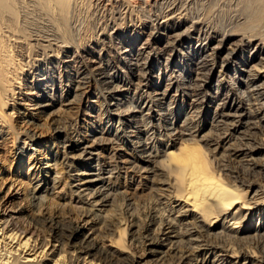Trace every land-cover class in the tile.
<instances>
[{"label": "bare ground", "instance_id": "6f19581e", "mask_svg": "<svg viewBox=\"0 0 264 264\" xmlns=\"http://www.w3.org/2000/svg\"><path fill=\"white\" fill-rule=\"evenodd\" d=\"M75 82L86 86L80 94ZM22 88L50 116L80 104L100 120L87 110L97 95L119 120L115 132L101 122L85 136L68 116L56 128L79 152L94 199L79 195L90 209L78 217L102 224L110 245L85 235L67 253L0 220V264H131L126 244L156 255L170 246L164 264L202 255L213 258L206 264H264V0H0V129ZM220 150L248 171L214 168ZM143 193L152 197L140 205ZM61 219L42 223L59 238L84 236ZM128 221L136 231L126 243Z\"/></svg>", "mask_w": 264, "mask_h": 264}, {"label": "rangeland", "instance_id": "374dc122", "mask_svg": "<svg viewBox=\"0 0 264 264\" xmlns=\"http://www.w3.org/2000/svg\"><path fill=\"white\" fill-rule=\"evenodd\" d=\"M145 38H147V36L144 34L135 44H139L141 40ZM165 57L166 56L160 58L158 63L160 68L162 67L163 69L166 63ZM160 73L161 71L157 68L156 75H160ZM74 81L79 80L75 78ZM93 83L95 86L97 82L94 81ZM67 84L69 83L63 82V85ZM81 84V82L74 83L73 91L75 93L80 94L82 92L80 89L86 87L84 85L81 86ZM65 90L66 89L63 90L64 95L66 94ZM16 93L15 102H12L10 104L12 106L5 109L7 115L12 116H9L7 119L6 127L3 130L0 129V220L2 223H8L10 230L18 229L24 231L29 237L38 238L39 242H41V240H49L52 246L63 244V249L67 253H72L76 247H79V244L85 240V235L88 236V240H90L92 244L101 248L109 247L110 237H107L104 233L102 224L93 220L92 217H78V213H83L84 209L89 207L81 202L79 195H81V197L86 196L87 200L90 202H93L94 199L89 196L87 179L79 175L80 173L78 170L81 169V160L78 157L79 152L70 148L71 140L68 139V141L65 142L66 133L59 134L56 128L59 125L58 119L68 116L66 119L74 120L75 124L81 129H79L80 132L85 136L86 134H91L86 133L87 130L98 127L101 122L106 126L112 125V130L115 132L119 126V120L117 118H112L111 114L106 112V102L99 99L97 95L90 98V102H97H92V108L87 110L88 113L94 115L97 113L100 114V120L85 117L83 113L85 114L87 111H85L84 107L80 104L79 106L77 105L79 107H77V111H74L76 113L71 114L67 112V107L63 106L59 110V113L50 116V111H45L42 104L40 107L36 106L31 96L33 93L25 88H22L21 91L17 90ZM184 103L186 105V111H189L188 104L190 103V98H186ZM174 106L172 105V107ZM210 122L211 117L208 118L206 124L208 129ZM16 132L20 133V137L23 138L22 140L26 139L25 145L22 141L14 140L13 134ZM236 135L239 136L240 133H236ZM234 141L235 140L232 139L231 142L234 143ZM66 145L69 146V148ZM222 151L223 150H220L219 153H217L218 157H216L215 160H218V162L214 161V168L221 166L219 164L222 163L223 166L226 164L229 169L235 170V172H241L240 174L245 173L247 169L244 171V164L241 161L243 159L242 157L236 159L235 157L224 158L223 155L225 153L221 155ZM258 156L261 157L262 155H257V157ZM219 161H221V163H219ZM217 163L218 165H216ZM263 165L264 158L262 157L260 162H258L257 168L258 171H263L258 175V184H264ZM248 178L251 179V176ZM41 189L42 191H40ZM146 193H143L142 197H140V205L147 204L151 199L152 195L149 194L150 197L148 194L146 195ZM39 195L44 196L43 202L37 200V196ZM125 195L133 198L134 193L130 189L126 191ZM34 196L36 197L33 198ZM99 208L95 211H99ZM61 218L70 220L74 224H79L85 232L84 236L70 241L59 238L53 226L49 223H42L44 219L56 222L62 220ZM122 219H124V215H122ZM122 219H120V222H123ZM127 225H129V227L124 235V241L126 243L129 239V235L136 231L134 223H129L128 221ZM117 226L118 231L124 228L121 224H117ZM155 232L157 233V229ZM117 236V234L111 235V237L115 238H117ZM168 237H170V235H168ZM166 238L167 236H164V239ZM168 244L169 241H167L166 245ZM126 247V252L132 255L131 264H164L170 261L171 257L176 253L171 251L172 248L170 246L164 249H158V252L162 253L160 255L151 254V252L145 251V248L140 249L138 246H128V244H126ZM50 248L51 246L48 249ZM203 258H205L203 255L200 257L192 256V264H206L207 261L213 260V258L207 257L205 260H203ZM94 259L95 258L91 257V260ZM235 262L236 261H234V263ZM242 262L243 261H239L240 264H243Z\"/></svg>", "mask_w": 264, "mask_h": 264}]
</instances>
